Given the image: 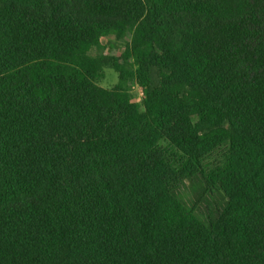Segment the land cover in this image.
I'll return each mask as SVG.
<instances>
[{
  "label": "trees",
  "instance_id": "trees-1",
  "mask_svg": "<svg viewBox=\"0 0 264 264\" xmlns=\"http://www.w3.org/2000/svg\"><path fill=\"white\" fill-rule=\"evenodd\" d=\"M0 264H264V0H0Z\"/></svg>",
  "mask_w": 264,
  "mask_h": 264
},
{
  "label": "rangeland",
  "instance_id": "rangeland-1",
  "mask_svg": "<svg viewBox=\"0 0 264 264\" xmlns=\"http://www.w3.org/2000/svg\"><path fill=\"white\" fill-rule=\"evenodd\" d=\"M104 42L106 43L105 45V49L104 52L108 53V54H114L115 56H120L123 52V48L117 46L116 44L112 43V39H105ZM92 55H97L98 52L96 50H93L91 52ZM96 83L104 88H112L115 85H117L119 83V72L111 67V66H104L101 71H100V75L96 81ZM131 92L133 94L134 97V101H136L139 104H142L143 101V90L142 87L138 84H134L131 87ZM219 154H217L218 156L216 158H213V161L215 159V161H217L218 158H221V154L223 153V151H218ZM209 163H212V160H208ZM214 161V162H215ZM183 194L186 195V199H193V202H195L198 197L196 196L195 193L192 192L191 189V183L189 180H186L183 185ZM201 205V203H199V206ZM203 205V204H202ZM204 206V205H203ZM198 207V206H197Z\"/></svg>",
  "mask_w": 264,
  "mask_h": 264
}]
</instances>
